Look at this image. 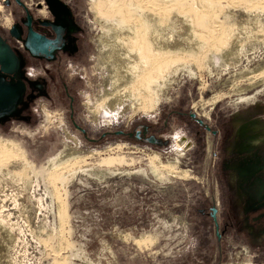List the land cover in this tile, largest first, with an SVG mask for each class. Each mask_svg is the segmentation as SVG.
<instances>
[{
    "label": "rangeland",
    "instance_id": "1",
    "mask_svg": "<svg viewBox=\"0 0 264 264\" xmlns=\"http://www.w3.org/2000/svg\"><path fill=\"white\" fill-rule=\"evenodd\" d=\"M65 1L90 61L73 109L40 98L0 130V264H264V0ZM137 122L168 142L101 135Z\"/></svg>",
    "mask_w": 264,
    "mask_h": 264
},
{
    "label": "flooded vegetation",
    "instance_id": "2",
    "mask_svg": "<svg viewBox=\"0 0 264 264\" xmlns=\"http://www.w3.org/2000/svg\"><path fill=\"white\" fill-rule=\"evenodd\" d=\"M2 2L10 8L9 17L0 21V130L5 131L17 122L31 124L34 104L40 98L58 99V94H66L73 109V94L84 82L90 49L79 14L65 0ZM175 115L184 117L185 112L175 111ZM156 126L137 122L130 129L101 135L162 146L168 136L156 134Z\"/></svg>",
    "mask_w": 264,
    "mask_h": 264
},
{
    "label": "bare ground",
    "instance_id": "3",
    "mask_svg": "<svg viewBox=\"0 0 264 264\" xmlns=\"http://www.w3.org/2000/svg\"><path fill=\"white\" fill-rule=\"evenodd\" d=\"M1 6V5H0ZM115 35H117L119 38L123 36V33L120 30L113 31ZM116 37V36H115ZM110 38L108 37H101L98 40V45L101 46L103 50H105L100 57V62L104 67V70L106 69L107 72H111L112 74H115L117 78L119 79L122 75V68L125 65V61L122 58L120 49L118 44L116 45H110L112 48L109 50V44H111ZM112 41V40H111ZM119 42L121 43L122 40L119 39ZM108 46V47H107ZM119 69V70H118ZM105 70V71H106ZM105 112L110 116L114 118H120L123 114H125L127 110V105L123 103L122 98L117 96H111L109 97L108 101L106 102ZM68 155L76 156V151H69ZM1 215V214H0Z\"/></svg>",
    "mask_w": 264,
    "mask_h": 264
},
{
    "label": "water",
    "instance_id": "4",
    "mask_svg": "<svg viewBox=\"0 0 264 264\" xmlns=\"http://www.w3.org/2000/svg\"><path fill=\"white\" fill-rule=\"evenodd\" d=\"M48 1L51 2V0H48ZM51 3H52V2H51ZM2 43H3V41H2V39L0 38V45H1V46H3ZM190 116L193 117V118H195V120H196L199 124L204 125L205 128H206V130H210L209 125L206 124V123L204 122V120H202V119H200V118H197L196 115H195L194 113H190ZM212 133H215V131H212ZM211 209H212V211H213V219H214L215 223H217L216 218H215V213H216V211H217V208H216V207H212Z\"/></svg>",
    "mask_w": 264,
    "mask_h": 264
},
{
    "label": "built area",
    "instance_id": "5",
    "mask_svg": "<svg viewBox=\"0 0 264 264\" xmlns=\"http://www.w3.org/2000/svg\"><path fill=\"white\" fill-rule=\"evenodd\" d=\"M3 1V0H2Z\"/></svg>",
    "mask_w": 264,
    "mask_h": 264
}]
</instances>
